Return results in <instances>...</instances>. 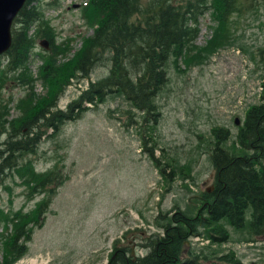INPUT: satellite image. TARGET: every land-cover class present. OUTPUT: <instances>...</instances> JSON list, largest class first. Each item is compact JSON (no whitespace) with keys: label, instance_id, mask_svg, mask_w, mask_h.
Returning a JSON list of instances; mask_svg holds the SVG:
<instances>
[{"label":"trees","instance_id":"trees-1","mask_svg":"<svg viewBox=\"0 0 264 264\" xmlns=\"http://www.w3.org/2000/svg\"><path fill=\"white\" fill-rule=\"evenodd\" d=\"M42 0H26L11 26V46L0 56V181L19 180L27 200L33 207L14 210L0 208L1 264H15L25 252L26 243L36 229L44 225L46 213L65 182L66 175L58 162L38 173L27 155H37V147L48 129L57 136L68 121L78 119L88 108L104 103L109 96H119L142 116V150L162 179L175 180L179 172L173 161L156 156L153 132L160 111L158 98L169 81L170 67L202 64L218 49L232 41L236 19L255 9L264 0H85L80 17L93 29L81 48L71 57V39L56 44L55 30L44 19ZM61 0H49L48 7H57ZM211 12L214 26L205 45L195 44L198 19ZM234 28V27H233ZM40 42H47L48 49ZM42 65L37 77L30 70L31 56L38 46ZM108 68L105 77L88 82L77 100L65 110L58 108L60 98L71 79H89L99 65ZM40 83L44 93H36ZM19 87L24 95L16 101L15 116L9 107V91ZM260 102L245 111L235 141L227 146L228 129H211L210 160L216 176L213 190L203 191L196 214L177 211L169 218H156L161 235L145 237L146 254L133 257L134 242L116 239L107 264H200L207 257L191 254L184 258L188 239L204 234L210 245L230 240L228 227L246 234V240L264 235V77L260 84ZM5 92V94H4ZM130 112H125L129 114ZM151 145L150 147L148 145ZM158 148V147H157ZM160 152L163 150L160 148ZM8 189V188H7ZM10 191V190H9ZM203 228L204 232H199ZM203 231V230H202ZM125 239V240H124ZM130 243V244H129ZM219 264H239L234 253L218 258Z\"/></svg>","mask_w":264,"mask_h":264},{"label":"rangeland","instance_id":"rangeland-1","mask_svg":"<svg viewBox=\"0 0 264 264\" xmlns=\"http://www.w3.org/2000/svg\"><path fill=\"white\" fill-rule=\"evenodd\" d=\"M75 1L82 0H61L57 7H48L49 0L41 1L44 19L57 34L56 44L71 39L67 58L93 32L80 17V6L71 5ZM255 6L253 11L234 17L232 41L207 61L188 66L179 62L178 70L171 66L168 71L169 81L157 101L160 116L153 137L155 155L173 161L175 171L183 169L175 180L162 179L143 153L142 115L119 96H109L97 107L84 102L83 107L88 109L78 119L65 123L55 137L48 136L52 130H47L37 155H27L25 160H30L38 173L50 170L59 161L66 179L46 213L43 227L34 231L26 243L27 251L15 264H107L113 241L121 240L126 232L125 239L134 242L131 255L142 257L146 249L140 246L144 243L139 237L163 233L156 218L165 217L158 222L163 224L166 216L170 218L177 211L196 214L201 194L213 190L216 176L210 160L211 129H228L230 146L245 111L260 102L264 3ZM211 26L214 23L207 11L198 19L196 46L205 45ZM39 49L31 56L30 70L35 77L42 65ZM105 66H97L89 79H71L58 108L65 110L88 82L105 77ZM35 90L44 93L40 83ZM9 93L13 98L10 114L15 116L14 105L24 90L16 87L6 97ZM24 191L16 175L0 181V208L9 210L12 199L14 210L22 206L24 211L30 210L41 197L29 201ZM228 230L230 240L224 244L210 245L204 234L188 239L183 257L202 256L203 251L207 260L200 264H219L218 258L234 253L239 264H264V235L249 241L246 234L230 227ZM199 232L204 229L199 228ZM2 257L0 245V264Z\"/></svg>","mask_w":264,"mask_h":264},{"label":"water","instance_id":"water-1","mask_svg":"<svg viewBox=\"0 0 264 264\" xmlns=\"http://www.w3.org/2000/svg\"><path fill=\"white\" fill-rule=\"evenodd\" d=\"M26 0H0V55L11 46V26L13 20L24 6ZM73 7H78L77 5ZM42 48L48 49L47 42H40ZM238 125V119H235Z\"/></svg>","mask_w":264,"mask_h":264}]
</instances>
